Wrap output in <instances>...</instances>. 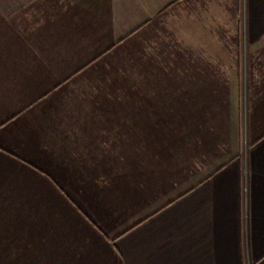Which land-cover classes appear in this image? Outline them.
Listing matches in <instances>:
<instances>
[{
  "label": "crops",
  "instance_id": "crops-1",
  "mask_svg": "<svg viewBox=\"0 0 264 264\" xmlns=\"http://www.w3.org/2000/svg\"><path fill=\"white\" fill-rule=\"evenodd\" d=\"M161 34L186 52L171 66L186 68L188 117L214 82L244 97V150L209 171L194 152L158 154V90L127 73ZM9 250L21 264H264V0H0Z\"/></svg>",
  "mask_w": 264,
  "mask_h": 264
},
{
  "label": "rangeland",
  "instance_id": "rangeland-1",
  "mask_svg": "<svg viewBox=\"0 0 264 264\" xmlns=\"http://www.w3.org/2000/svg\"><path fill=\"white\" fill-rule=\"evenodd\" d=\"M151 38H153L151 42L144 44L140 54L137 51L132 56L131 67L127 73L146 76V84L132 85L137 87V90L144 91L145 88L146 91L158 90V127L163 128L158 132V154L159 151L165 156L194 152V155L192 154L194 158H191L197 159L195 167L210 161L208 167L203 166L200 169L209 171L237 151L244 150L247 143L244 132L246 123L244 97L240 96L242 99L238 102L229 100L227 98L231 93L227 87L214 82L210 85L212 94L209 106H201L196 110V114L188 117L186 68L171 66L172 58H177L179 64L185 65V49L174 42L173 36L161 34ZM228 71L230 76V70ZM155 78L158 84L152 82ZM199 101L202 103L203 100ZM146 102L149 110L152 101ZM230 106L232 108L229 110ZM192 115H196L193 122ZM153 116L150 114L147 118L151 119ZM176 119L178 124L175 123ZM176 126L179 130H176ZM171 141L179 145V148L170 147ZM10 257V250L0 253V264H21L19 259Z\"/></svg>",
  "mask_w": 264,
  "mask_h": 264
}]
</instances>
